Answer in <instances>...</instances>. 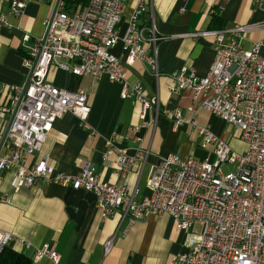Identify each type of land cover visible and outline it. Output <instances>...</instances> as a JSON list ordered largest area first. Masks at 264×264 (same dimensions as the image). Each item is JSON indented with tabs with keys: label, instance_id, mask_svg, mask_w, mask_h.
I'll use <instances>...</instances> for the list:
<instances>
[{
	"label": "built area",
	"instance_id": "2783aa9c",
	"mask_svg": "<svg viewBox=\"0 0 264 264\" xmlns=\"http://www.w3.org/2000/svg\"><path fill=\"white\" fill-rule=\"evenodd\" d=\"M30 1L0 0V28H14L8 15L19 17ZM69 1L53 0L42 34L32 40L23 58L26 80L7 85L8 98L0 105V177L12 170L15 191L38 182L89 191L102 220L120 214L131 225L148 214L170 216L176 229L185 233V251L165 264H264V17L254 23L192 33L213 37L214 58L207 73L200 76L182 66L169 74L172 93L190 91L194 102L199 98L196 108L235 128L245 145L243 151H236L194 114L186 117L178 109L161 108L159 98L147 96L141 83L125 79L121 61L110 52L118 42L127 54L126 63L143 61L153 77L161 75L157 42L163 37L153 20L141 23L148 0H133L127 14V0H88L81 10ZM215 1L222 11L227 0ZM251 3L264 15V0ZM122 21L125 29L120 34ZM256 30L261 37L244 48L242 39ZM53 68L76 77L104 74L111 82L121 83V97L133 99L139 118L151 115L145 124H154L161 114L169 117L174 129L192 126L202 146L213 147L214 158L177 153L161 158L148 179L150 195L140 199L130 185L102 180L88 161L76 174L52 171L48 157L39 155L55 121L71 112L84 124L90 112L84 90L57 87L48 80ZM106 146L103 158L108 163L113 153L111 139ZM139 160L144 156H129L120 150L116 174L125 177ZM224 163L235 169L223 173ZM12 238L0 229V253ZM112 244L113 237L105 241L104 254ZM40 256L60 264V255L47 245L35 249V257Z\"/></svg>",
	"mask_w": 264,
	"mask_h": 264
},
{
	"label": "crops",
	"instance_id": "0c3cea01",
	"mask_svg": "<svg viewBox=\"0 0 264 264\" xmlns=\"http://www.w3.org/2000/svg\"><path fill=\"white\" fill-rule=\"evenodd\" d=\"M52 2L30 1L19 17L8 15L14 28H0V105L8 98L7 85H21L26 80L23 58L32 40L42 34L43 21L50 13ZM132 5L133 0H127L126 13ZM213 15L219 16L223 27L254 23L264 17L263 11L252 5L251 0H227L222 11L218 10L215 0H148L141 23L153 20L158 35L163 37L157 42L160 77H153L143 61L126 63L127 54L120 42L110 52L121 61L125 79L141 83L147 96L159 98L161 108L178 109L186 117L194 114L200 124L209 125L231 146L224 132L229 125L238 136L231 124L203 108H196L199 98L194 102L190 91L172 93L169 90V74L173 70L187 66L200 76L207 73L214 58L213 37L191 34L219 29L211 28ZM124 29L122 21L120 34ZM260 37L257 30L248 32L242 39L243 47L250 48ZM261 52L264 54V47ZM48 80L57 87L84 90L90 106L84 124L71 112L63 113L55 121L39 155L48 157L54 172L76 174L88 161L102 180L128 184L132 190L137 189L136 199H140L150 195L148 179L161 158L171 153L198 159L214 158L213 147H203L192 126L174 129L169 117L161 114L154 124H145L151 115L140 119L139 107L133 99L121 97L122 84L111 82L104 74L97 78L76 77L53 68ZM2 121L0 115V130ZM107 139L113 144L108 163L103 158ZM239 142L242 143L239 150L231 147L243 151L245 145L240 139ZM120 150L129 156H144L125 177H119L115 169ZM36 157L29 158V163ZM14 180L12 170L4 171L0 177V197H4L0 199V229L12 234L7 246L29 257L30 264H53L46 256L35 257V249L45 245L60 255V264H165L171 256L185 251V233L177 230L166 214H148L131 225L120 214L102 220L95 196L89 191L45 182L15 191ZM110 237H113L112 247L104 254L103 245Z\"/></svg>",
	"mask_w": 264,
	"mask_h": 264
},
{
	"label": "trees",
	"instance_id": "16d2710c",
	"mask_svg": "<svg viewBox=\"0 0 264 264\" xmlns=\"http://www.w3.org/2000/svg\"><path fill=\"white\" fill-rule=\"evenodd\" d=\"M88 0H70L68 3H74L77 9L81 10L84 8ZM214 23H217L216 25ZM212 27L221 28L223 27L222 20L218 15L212 16ZM30 258L26 257L20 252H16L13 249L5 246L0 253V264H30Z\"/></svg>",
	"mask_w": 264,
	"mask_h": 264
},
{
	"label": "rangeland",
	"instance_id": "374dc122",
	"mask_svg": "<svg viewBox=\"0 0 264 264\" xmlns=\"http://www.w3.org/2000/svg\"><path fill=\"white\" fill-rule=\"evenodd\" d=\"M127 14V13H126ZM233 128H229V125L225 126L224 132H226V134H228V141L230 142L231 146L238 149L239 147H241L242 143L239 142L238 136H236V134H234L233 132ZM239 150V149H238ZM234 166L228 163H224L221 167V171L223 173H227L230 170H234Z\"/></svg>",
	"mask_w": 264,
	"mask_h": 264
}]
</instances>
